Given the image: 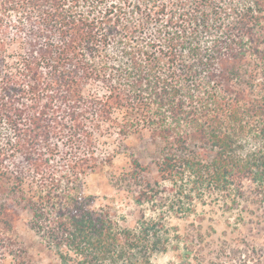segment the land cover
<instances>
[{"label": "trees", "instance_id": "16d2710c", "mask_svg": "<svg viewBox=\"0 0 264 264\" xmlns=\"http://www.w3.org/2000/svg\"><path fill=\"white\" fill-rule=\"evenodd\" d=\"M144 130L173 210L211 189L237 202L246 181L264 196V0H0L1 256L12 199L66 264H151L163 224L122 227L82 193L113 135Z\"/></svg>", "mask_w": 264, "mask_h": 264}, {"label": "rangeland", "instance_id": "374dc122", "mask_svg": "<svg viewBox=\"0 0 264 264\" xmlns=\"http://www.w3.org/2000/svg\"><path fill=\"white\" fill-rule=\"evenodd\" d=\"M116 136L106 146L114 154L113 163L103 171L88 173L82 193L92 197L96 209L111 211L122 227L136 229L142 217L163 224L168 238L151 254V264H264V196L252 183L245 182V196L237 202H228L211 189L196 196L189 210H173L169 205L177 199L178 188L159 177V149L150 131L144 130L143 137L131 135L124 144ZM133 158L147 169L142 179L151 182L152 201L137 202L142 185L129 174L135 166ZM25 189L28 193L35 190L28 182ZM4 197L0 193V203ZM7 202L19 213L15 240L8 242L16 254L0 255V264H66L31 228V211L14 205L12 199Z\"/></svg>", "mask_w": 264, "mask_h": 264}]
</instances>
